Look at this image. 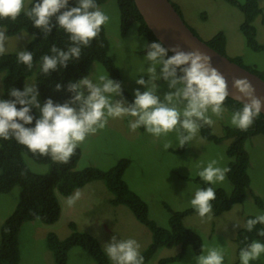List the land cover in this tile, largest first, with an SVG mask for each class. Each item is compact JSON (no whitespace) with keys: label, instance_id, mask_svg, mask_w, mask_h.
I'll return each instance as SVG.
<instances>
[{"label":"clouds","instance_id":"9594fccd","mask_svg":"<svg viewBox=\"0 0 264 264\" xmlns=\"http://www.w3.org/2000/svg\"><path fill=\"white\" fill-rule=\"evenodd\" d=\"M71 3L76 6L70 7ZM21 15L44 37L49 36L54 27L68 35L70 43L66 48L53 43L38 61L33 51H16L18 64L29 71L35 69V73L45 77L66 69L70 63H78L82 48L96 40L102 27L110 21L97 0H30V3L28 0H0V21H15ZM32 37L35 39V34ZM9 38L7 26L0 24V55L5 53ZM143 50L141 74L136 78L130 74L140 86L134 90L131 102L124 96L122 83L111 78L110 72L102 67H95L91 73L66 86L56 83L54 91L66 87L71 94L63 103L47 98L41 104L39 82L35 77L25 79L22 90L8 88L10 99L0 98V140H14L33 155L67 163L86 138L105 129L109 120L126 119L130 131L143 128L156 138L174 133L176 148L190 145L202 127H211L214 118L222 119L228 111L226 101L230 92L226 78L213 65L212 58L200 49L185 51L179 46L170 49L160 40H153L144 43ZM161 81L168 88L162 95ZM232 88L241 107L232 109L228 123L246 131L264 115V101L256 95V89L246 77L234 78ZM34 108L39 111V117L33 114ZM172 147L171 141L163 144L166 151ZM196 167V176L208 186L194 191L187 188L188 203L202 220L211 221L212 202L217 198L215 186L225 182L231 169L222 166L217 158L207 162L196 160ZM80 196L81 191L76 189L67 197V205H74ZM258 225H264V211L248 215L243 225L238 226L248 232L255 230L264 238V227L258 228ZM101 250L111 264H145L141 246L134 238L113 235ZM226 256L225 246L202 244L201 253L194 261L195 264H225ZM262 258L264 243L260 240L253 239L239 250V264L261 262Z\"/></svg>","mask_w":264,"mask_h":264},{"label":"rangeland","instance_id":"374dc122","mask_svg":"<svg viewBox=\"0 0 264 264\" xmlns=\"http://www.w3.org/2000/svg\"><path fill=\"white\" fill-rule=\"evenodd\" d=\"M237 1L242 4L246 0ZM259 1L263 13L255 20L254 25L257 28V41L264 45V0ZM28 2L30 3V0ZM171 2L179 6L186 24L204 42H210L214 36L223 32L228 37L227 56L231 60L242 59L245 68L259 73L264 72V51L255 52L247 46L246 38L241 31L244 14L238 6L224 0H171ZM99 7L110 17L109 23L104 26L110 44V56L120 72L123 86L134 99V90L140 86L133 78L141 74L142 59L145 55L143 45L147 40L140 36L137 24L131 27L126 36L122 35L117 0H107ZM30 40V35L24 31L10 37L6 41L5 53L24 50ZM95 67H102L106 71L101 63L95 62L90 73ZM144 78L147 79V75ZM2 79L3 73L0 74V92H3ZM161 84L162 95L168 88L163 81ZM143 90L141 87V91ZM39 100L43 104L40 96ZM34 110L39 117V111L35 108ZM230 115L231 112L228 110L222 119L214 118L212 128L215 136L223 137L226 127L234 128L228 123ZM166 141L173 143V147L167 151L163 148ZM231 142L226 139L215 144L205 140L199 132L185 152L177 154L174 133L156 138L146 133L143 128L135 132L130 131L126 119H112L105 129L88 136L79 146L82 155L77 169L95 167L108 170L121 159L130 160V166L124 175L125 181L130 189L147 203L150 219L160 227L169 229L170 210L182 212L192 208L188 203L190 194L187 188L194 191L200 187L194 181L199 178L196 176V160L207 162L209 159L217 158L220 159L222 166H228L231 159L227 155V150ZM246 149L250 155L251 186L244 202L220 216L213 214L211 221L202 220L196 214H191L183 220L184 226L197 233L203 244L226 247L225 264H239L238 236L244 230L239 226L243 225L248 215L264 211V135L251 137L246 143ZM26 162L33 172L42 174L48 170L46 165L37 164L30 158H26ZM215 187L225 190L228 194L233 191L227 176L225 182ZM79 190L81 196L72 206L67 205V197L58 194L61 216L56 223L45 224L40 221L25 223L20 232L19 264H54L46 237L49 233H55L60 240H65L71 234L69 229L71 222L76 223L79 231L94 236L101 247L117 234L121 238L136 239L141 246V253L147 249L152 241L150 230L135 218L128 207L115 206L111 203L112 194L102 181L88 183ZM19 192V187H15L9 193L0 194V228L16 208ZM182 193L184 194L181 195ZM257 240L264 243V239ZM180 251L181 247L171 249L161 247L146 264H159L163 259L175 257ZM198 255L190 247L183 259L170 264H195L194 257ZM68 264L96 263L81 248L74 247L68 254ZM253 264H264V258L261 262L256 261Z\"/></svg>","mask_w":264,"mask_h":264},{"label":"trees","instance_id":"16d2710c","mask_svg":"<svg viewBox=\"0 0 264 264\" xmlns=\"http://www.w3.org/2000/svg\"><path fill=\"white\" fill-rule=\"evenodd\" d=\"M225 2L238 6L244 14V21L241 31L244 34L247 46L255 52H263L264 45L257 41V28L255 20L263 13L259 0H246L239 3L237 0H224ZM107 0H97L100 6ZM121 18V33L126 36L134 24L138 25V32L147 42L158 40L146 25L143 17L138 11L134 0H117ZM182 16L179 6L173 4ZM76 6L71 3L70 7ZM0 24L6 25L9 37H14L24 31L31 37L30 42L25 47L34 52V59L47 53L53 43L57 47L66 48L70 41L63 29L53 28L49 36L32 26L31 21L21 15L15 21L4 20ZM53 24L55 20L53 18ZM193 30V29H192ZM196 34V32H194ZM35 34V39H33ZM197 35V34H196ZM208 45L222 55L227 56V37L220 32L214 36ZM233 60V59H232ZM242 65V59L233 60ZM99 62L106 71L110 72L111 78L122 83L120 72L110 56V44L106 36L105 27L101 33L88 47L82 48L81 58L76 64H69L66 69H60L51 73L49 77L35 73V69L29 71L26 66L16 62L15 53H4L0 55V74L3 73V95L2 99H10L7 95L8 88L16 87L23 89L25 79L34 76L39 82L40 98L43 103L47 98L54 102L63 103L70 98V93L64 90L54 91V85L61 83L66 86L69 82H74L83 75L90 73L91 66ZM244 67V66H243ZM252 71V70H250ZM264 80V72H255ZM123 85V83H122ZM124 89V96L129 102L133 100L130 93ZM228 110L241 107V102L232 98L226 101ZM19 107V106H18ZM33 114L37 116L33 109ZM200 133L202 137L215 144L223 140H231L227 150V155L231 159L228 167L231 169L227 174L233 186V191L228 194L223 189H216L217 198L213 201V214L220 216L232 209L235 205L244 202L248 189L251 186L250 155L246 149L247 141L256 135H264V115L246 131L236 128L226 127L223 137L213 134L212 126H204ZM187 146L178 148L175 153L183 154ZM81 149L78 147L67 163L53 162L48 157L33 155L24 146L19 145L14 140H0V194L9 193L13 188L19 187V199L13 213L3 222L0 228V264H19L21 261L20 232L27 222L40 221L45 224L56 223L61 216V206L58 194L68 197L76 189H80L88 183L102 181L107 190L112 194L111 203L115 206L128 207L135 218L145 225L152 234V241L147 249L142 253L145 264L154 256L161 247L175 248L181 247V251L175 257L163 259L159 264H170L180 261L186 254L188 248H193L197 254L201 253L202 239L191 229L184 226L185 217L196 214L191 208L182 212H173L170 209L169 229L160 227L155 221L150 219L147 203L134 191L130 189L124 179L126 170L131 161L121 159L115 166L108 170H101L95 167L77 169L81 158ZM30 158L35 163L46 165V173L33 172L26 162ZM200 188L207 187L200 178L194 179ZM197 215V214H196ZM258 228L264 227L258 225ZM71 234L65 240H60L55 233H49L46 237V244L53 254L54 264H68V254L74 247L81 248L90 256L96 264H111L110 260L101 250L99 241L87 232L78 230L76 223H69ZM253 239H264L253 230L248 232L242 230L238 236L240 249L245 247Z\"/></svg>","mask_w":264,"mask_h":264},{"label":"water","instance_id":"95a60500","mask_svg":"<svg viewBox=\"0 0 264 264\" xmlns=\"http://www.w3.org/2000/svg\"><path fill=\"white\" fill-rule=\"evenodd\" d=\"M134 1L148 28L166 47L171 49L179 46L185 51L200 49L212 58L213 65L226 78L230 98L236 100L237 96L236 91L232 88L233 79L246 77L256 89V95L264 101V80L204 42L186 24L171 0Z\"/></svg>","mask_w":264,"mask_h":264},{"label":"crops","instance_id":"0c3cea01","mask_svg":"<svg viewBox=\"0 0 264 264\" xmlns=\"http://www.w3.org/2000/svg\"><path fill=\"white\" fill-rule=\"evenodd\" d=\"M204 19L206 20L207 19V16H206V18L204 17ZM227 37V36H226ZM227 39H228V37H227Z\"/></svg>","mask_w":264,"mask_h":264}]
</instances>
